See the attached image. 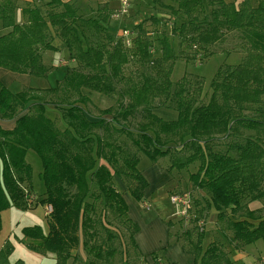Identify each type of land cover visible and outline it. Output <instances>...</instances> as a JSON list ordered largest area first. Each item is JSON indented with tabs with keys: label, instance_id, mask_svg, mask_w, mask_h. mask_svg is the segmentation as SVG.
<instances>
[{
	"label": "trees",
	"instance_id": "obj_1",
	"mask_svg": "<svg viewBox=\"0 0 264 264\" xmlns=\"http://www.w3.org/2000/svg\"><path fill=\"white\" fill-rule=\"evenodd\" d=\"M26 1L37 3L35 7L24 8L28 14L26 21L15 23L12 15L15 5L0 0L1 26L11 28L0 36V68L44 75L47 69L42 52L60 51L52 42L49 29L53 28L61 48L81 66L91 69L89 73L67 72L61 84L47 89L54 93L60 90L78 93L77 99L50 102L61 113L65 122L62 129L47 116V103L37 98L30 87L12 93L0 83V118L16 119L12 129L0 127V211L9 206L22 207L25 195L29 198L32 176V167L26 161L29 149L40 157V177L45 185L43 198L35 199L32 195L30 198L44 205L45 211L47 206L52 207L46 214L47 233L36 225L23 228L22 234L29 240L25 242L27 248L38 254H52L54 264L77 260L80 249L90 258L88 264H109L114 248L98 243V224L111 238V222L100 221V214L104 219L110 215L112 221L126 223L136 247L133 236L138 225L128 216L126 200L112 181L119 177L134 184L129 192L137 201L142 199L147 181L137 168V154L118 143L122 134L152 163L180 145L179 151L183 153L172 158L167 171L198 162L197 171L189 179L206 192L203 205L206 212L215 210L218 221L230 216L232 236L227 240L234 248L241 249L264 238V218L254 215L249 207L251 202L264 201V0L252 3L242 0L239 6L225 0H174L188 17L178 25L180 43L206 50L225 34L235 33L241 40L243 58L236 64L218 68L210 84L212 93L203 102L200 81L194 86L186 81L175 84L170 81V65L163 63L174 55L173 47L167 37H162L161 57L150 60L154 75H143L141 82L120 88L117 108L103 110L104 115L111 117H100L97 121L86 117L80 103L86 102L88 96L80 93L81 89H89L88 94L91 91L111 94L115 83L123 81L120 72L127 62V53L150 59L151 36L138 26L131 48L122 47L121 41L111 34L107 35L109 49L85 48L73 23L89 20L82 17L74 1ZM205 5L209 7L207 13ZM58 6L60 11L51 10ZM44 8L48 12L42 15ZM156 99L158 105L175 111L176 117L167 120L154 114ZM136 113L144 120L132 129L130 117L135 118ZM217 137L226 139L223 148H213ZM194 220L199 221V217ZM250 220L259 222L254 225ZM166 224L173 226L171 221ZM202 241L203 235L198 234L192 249L184 248L194 255L195 262L199 259L200 264H231L222 242L209 243L202 251ZM171 244L169 240L168 245ZM8 254V247L0 249V264H30L21 259L11 263ZM150 257L159 264L155 253Z\"/></svg>",
	"mask_w": 264,
	"mask_h": 264
},
{
	"label": "rangeland",
	"instance_id": "obj_2",
	"mask_svg": "<svg viewBox=\"0 0 264 264\" xmlns=\"http://www.w3.org/2000/svg\"><path fill=\"white\" fill-rule=\"evenodd\" d=\"M1 1L6 2L8 0ZM9 1L15 5V9L12 13L15 23L26 21L28 14L24 12V8L35 7L37 3L36 1L31 3L26 0ZM70 1H74L73 4L78 7L82 17L84 19L88 18L89 20V22L82 20L73 23L81 37L82 45L85 48L93 47L98 50L109 49L111 43L108 41V34H111L115 40L121 41V44L123 45L122 47L131 48L132 45H134L135 37L139 32L138 26H141L142 31L148 32L153 39H151L153 43L150 47L149 60L137 56H131L127 53V62L121 66L120 72L121 76H123V81L121 83H115V90L111 94L106 95L98 91H91L88 94L87 91H90L89 89L85 87L81 89L80 93L86 94L88 100L80 104L84 109L86 117L92 121H97L100 117H111L109 114L104 115L103 110L111 108V110L114 111L117 108V104L120 101V95L118 93L120 88L126 87L132 82H141V76L143 75H154V68H152L150 60L161 57L162 50L159 40L162 37H167L169 43L173 47L174 55L171 59H168L163 63L165 66L170 65V81L173 84L186 81V83L192 84L193 86L197 81H200L202 88L200 100L203 102H207L212 93L210 84L218 68L226 64H236L240 62L244 56V52L241 48V40L239 39V35L235 33L225 34L219 41L209 45L206 50L196 49L195 47L189 48L184 43H180L178 25L182 21L187 20L188 17L180 11L178 3L174 0H139L132 5L129 13L119 16L115 13V10L119 9L118 0ZM225 1L233 2L236 6H239L242 2V0ZM250 3H252V0ZM46 10L48 12V9H42V15H44ZM51 10L57 12L61 10V7H52ZM208 11L209 7L205 5V13ZM197 16L202 17V14ZM9 31H11V28L4 29L0 22V36ZM49 32L52 36L53 44L58 47L60 51L44 50L42 52V61L47 71L44 75L34 76L35 78L33 79V84L37 86L39 90L58 86V83L67 72H91V69L81 66L77 60L71 58L66 49L61 48V41L59 37L55 35L53 28H50ZM59 66L61 68H59ZM10 85L11 92L19 91L20 84L17 80L10 83ZM77 95L78 93L76 91L64 93L62 90L56 93L50 91L44 92V90H41L36 93L37 98L47 103L45 106L46 114L49 118L54 120L55 124L60 129L65 126V122L61 117V113L50 104V102L53 100L58 101L60 99H77ZM127 101L128 100L125 98V102ZM158 102L159 100L157 99L154 101V104L152 102L154 105L152 112L154 114L167 120L176 117L177 113L175 111L164 105H158ZM248 114L250 113L248 112ZM130 120L133 123L132 129H136L137 123L144 119L140 114L136 113V117H130ZM245 133L248 132H244V134ZM117 140L118 143L130 153L137 154L139 158L137 168L143 176L146 168H149V166L153 164H156L159 168L167 172L169 183L159 189L158 196L161 198L160 204L156 203L157 195H154L152 200H150V209L146 207L149 210L142 211L147 213L148 216L160 215L166 223L171 221L174 224V227L170 230V240L172 242L179 240L183 246V250L184 248L192 249V243L196 241L197 235L202 234V251L205 250L208 246L209 235L215 231L213 220L217 221V214L213 209L209 212L205 211L203 205L206 192L192 185V182L189 179L190 174L197 171L199 165L198 162L192 163L181 170L172 169L167 171L166 169L172 164V158L183 153V150L179 151L180 145H176V147L171 149L165 157H162L156 163H152L135 149L126 135H120ZM225 142L226 139L224 140L221 137H217L216 140L213 141V148H223ZM26 160L32 167L31 191L36 194V199L39 197L43 198L45 185L40 177L42 171L40 157L34 150L29 149L26 153ZM112 183L123 194L124 198L126 196L131 198L130 195L128 196L130 193L129 187H132L134 184L130 185L122 181L119 177H114ZM176 193H189L190 195L192 209L188 220L175 215V208L171 204L168 196L170 197V195ZM28 199L30 200L28 203L25 201L23 202L24 207L9 206L0 211V249L4 248V246L8 247V259L11 263L15 262L17 259H22L30 264H39V260L37 259H40L41 256L27 248V245L25 244V242H28L29 240L26 238L21 240L23 228L36 225L40 227L44 233L48 232V215L45 214L44 205L37 201L31 202L33 199L30 197ZM249 207L254 210V215L264 218V201L251 202L249 203ZM99 213L100 210L98 208V215ZM173 213L174 215L170 216ZM195 216H198L199 220L204 222V229L201 233L199 232L197 221L194 220ZM108 217V219H104L101 214L99 215L100 221L106 223L108 220L111 222L109 231L113 236L109 238L105 230L98 224V243L103 242L105 247L108 246L114 248L113 258L110 259L109 264H155L152 261V258L151 262H149L140 255L137 248L133 245L131 241L130 227H127L126 223H121L117 220L112 221L110 215H108ZM211 217H213V220H211ZM145 220L146 223H149L151 219L145 218ZM253 222L254 225H256L259 220H254ZM220 224V226L225 227L228 225V220L225 218ZM211 237H213V235L210 236V239ZM242 247L243 250H239L231 245L230 260L232 264H264V238H259ZM154 250H156L153 251L155 255L159 257V264L165 263L166 261L160 259L163 250ZM78 254L80 255H78V259H69L68 264L89 263L90 258L88 256L86 257L81 249L78 251ZM196 264H200L199 259L196 261Z\"/></svg>",
	"mask_w": 264,
	"mask_h": 264
},
{
	"label": "crops",
	"instance_id": "obj_3",
	"mask_svg": "<svg viewBox=\"0 0 264 264\" xmlns=\"http://www.w3.org/2000/svg\"><path fill=\"white\" fill-rule=\"evenodd\" d=\"M59 68L61 67L59 66ZM66 74L67 73H65L64 77L58 83V85L63 82ZM34 78H35L34 76L26 74V73H14L6 69L0 68V83L6 88H8L10 91H11L10 83L16 80L20 84V89L18 92H20L23 88L30 87L32 89V93L36 95V93L40 92L41 90H44V92H47V89H52V88H47V89L39 90L37 86L33 84ZM12 93H17V92H12ZM15 120L16 119H1L0 118V127L3 129H12L15 125ZM143 177L147 181L148 185L143 190L142 199L140 201H137L132 197L130 193L128 194V196L130 195L131 198L127 196L125 197L126 203L128 205V216L133 222H135L138 225V231L134 234L133 239H134V243L140 255H142L146 260L151 262L150 254L154 253L153 251H156L154 249H157V250L162 249L163 253L162 255H160V259L162 261H166L165 263H162V264H196L194 255L187 253L185 250H183L182 244L179 240L173 241L171 245H168V241L170 240L169 233H170L171 228L174 227V224L170 228L168 227L166 222H164V220L160 217V215L148 216L147 213L143 212L144 210L150 209L149 208V205L151 204L150 200H152V197L154 195H157L156 203L160 204L161 198H159L158 196L159 189L163 188L165 185L169 183L168 178H167L168 177L167 172L159 168L156 164H153L149 166V168H146V170L144 171ZM31 179H32V176H31ZM29 187L30 189H32L31 183ZM31 195H32V198L35 197L36 199V194H34L32 191L30 192L28 197H31ZM24 201L28 203V198L26 195L24 197ZM33 201L35 202V200ZM146 207H148L149 209H147ZM173 215L174 213L171 214L170 216H173ZM145 218L151 219L149 223H146ZM226 219L229 220L230 216L228 215ZM211 220H213V217H211ZM221 221L213 220L215 224V231L209 235L208 244L215 242V241L222 242L226 246V251L230 258L231 244H229L227 238L232 236V230L229 225H226L225 227L220 226ZM250 221L254 224L253 222L254 220H250ZM32 226H35V225H32ZM211 235H213V237H211L210 239ZM23 238L25 237L22 234L21 240H23ZM239 250H243V247ZM39 256H41L40 259H37L39 260L38 262L39 264H54L55 263V260L52 257L53 255L50 253H47L46 255L39 254ZM158 261L160 262L159 257H158Z\"/></svg>",
	"mask_w": 264,
	"mask_h": 264
},
{
	"label": "built area",
	"instance_id": "obj_4",
	"mask_svg": "<svg viewBox=\"0 0 264 264\" xmlns=\"http://www.w3.org/2000/svg\"><path fill=\"white\" fill-rule=\"evenodd\" d=\"M119 9L115 10L117 16L125 15L129 13L132 5L139 0H118ZM170 202L175 208V215L182 219L188 220L190 211L192 209L189 193H176L170 195ZM52 210L51 206H47L45 213L48 214ZM199 231L204 229V222L202 220L197 221Z\"/></svg>",
	"mask_w": 264,
	"mask_h": 264
}]
</instances>
